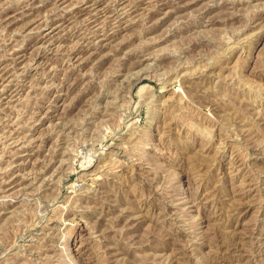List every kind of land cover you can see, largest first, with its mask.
<instances>
[{
    "label": "rangeland",
    "instance_id": "374dc122",
    "mask_svg": "<svg viewBox=\"0 0 264 264\" xmlns=\"http://www.w3.org/2000/svg\"><path fill=\"white\" fill-rule=\"evenodd\" d=\"M0 264H264V0H0Z\"/></svg>",
    "mask_w": 264,
    "mask_h": 264
},
{
    "label": "bare ground",
    "instance_id": "6f19581e",
    "mask_svg": "<svg viewBox=\"0 0 264 264\" xmlns=\"http://www.w3.org/2000/svg\"><path fill=\"white\" fill-rule=\"evenodd\" d=\"M181 0H178V2H176V0H175V4H177V3H179ZM197 1V0H196ZM170 2V1H169ZM168 1H166V2H164V3H162L161 5H166V4H168L169 3ZM195 2V1H194ZM191 3V2H190ZM24 4V3H23ZM13 5V4H12ZM20 5V4H19ZM33 5V4H32ZM215 5V4H214ZM35 6V5H34ZM152 6V5H151ZM181 6V5H180ZM18 7V6H17ZM182 7V6H181ZM208 9V8H207ZM175 11H178V10H180V7L179 8H177V9H174ZM173 10V11H174ZM123 11V10H122ZM13 12V11H12ZM127 12V11H126ZM174 13V12H173ZM118 14V13H117ZM157 15V14H156ZM107 16H109V15H107ZM58 17H60V16H58ZM17 18V17H16ZM188 18V17H187ZM20 20V19H19ZM145 21V20H144ZM93 22V21H92ZM184 25V24H183ZM182 25V26H183ZM105 26V25H104ZM112 26V25H111ZM115 28V27H114ZM93 32H94V30H93ZM172 32V31H171ZM173 34V33H172ZM85 36V35H84ZM39 38V37H38ZM8 42V41H7ZM194 42V41H193ZM189 44V43H188ZM6 45V44H5ZM22 47V46H21ZM189 48V47H188ZM76 52V51H75ZM12 53H14V52H12ZM74 54V53H73ZM2 55V54H1ZM15 55V54H14ZM13 57V56H12ZM15 57V56H14ZM13 57V58H14ZM70 57V56H69ZM14 60V59H13ZM17 61V60H16ZM141 61V60H140ZM136 65V64H135ZM128 70V69H127ZM131 71V70H130ZM139 80V79H138ZM141 80V79H140ZM136 82V81H135ZM102 99V98H101ZM12 159V158H11ZM53 180V179H52ZM4 182V181H3ZM174 202V201H173ZM6 203V202H5ZM177 207V206H176ZM65 209V208H64ZM8 210V209H7ZM46 247V246H45Z\"/></svg>",
    "mask_w": 264,
    "mask_h": 264
}]
</instances>
